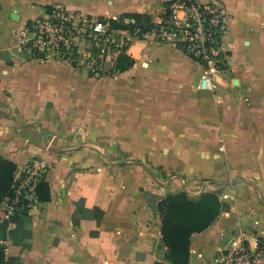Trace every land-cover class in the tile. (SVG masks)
<instances>
[{
    "label": "crops",
    "instance_id": "0c3cea01",
    "mask_svg": "<svg viewBox=\"0 0 264 264\" xmlns=\"http://www.w3.org/2000/svg\"><path fill=\"white\" fill-rule=\"evenodd\" d=\"M170 1L0 0V155L18 170L43 160L51 191L21 228L9 225L29 241L11 245L18 264H173L158 203L179 192H213L225 206L192 235L189 264L264 239V0H221L228 57L213 91L199 86L202 63L152 35L100 77L19 49L28 22L56 4L131 23L158 22Z\"/></svg>",
    "mask_w": 264,
    "mask_h": 264
},
{
    "label": "built area",
    "instance_id": "2783aa9c",
    "mask_svg": "<svg viewBox=\"0 0 264 264\" xmlns=\"http://www.w3.org/2000/svg\"><path fill=\"white\" fill-rule=\"evenodd\" d=\"M166 12V17L143 31L140 27L118 28L109 19L56 4L46 16L28 22L18 37L19 49L40 60L69 62L100 77L116 73L114 67L119 57L127 54L135 39L152 35L157 42L174 44L202 63L205 71L199 86L213 91L214 77L226 65L228 57L224 34L230 15L224 2L175 0ZM46 173V165L39 158H32L18 170L12 195L0 203V229L14 214L31 210L38 198V182ZM11 243L9 236L0 241V264H12ZM218 264H264V239H258L256 247L243 244L227 250Z\"/></svg>",
    "mask_w": 264,
    "mask_h": 264
},
{
    "label": "trees",
    "instance_id": "16d2710c",
    "mask_svg": "<svg viewBox=\"0 0 264 264\" xmlns=\"http://www.w3.org/2000/svg\"><path fill=\"white\" fill-rule=\"evenodd\" d=\"M172 2H168L167 7ZM167 15L166 12L164 16ZM128 16L132 17L134 22L125 23L114 19L109 20L113 26L118 28L134 29L140 27L143 31H147L153 26V21L147 14L136 13ZM131 63L129 55L123 54L119 57L114 71L116 73L121 72ZM17 170L18 165L15 162L0 155V203L7 196L12 195ZM36 192L40 202L50 200L51 191L46 181V174L38 182ZM223 209L225 206L213 192L205 193L199 200L191 199L186 192L169 194L161 199L158 203V211L162 221V239L168 247L167 260L173 264H189L192 235L209 227ZM27 218L29 219V212L16 213L5 220L0 229V241L9 236L12 239L11 245H28L29 241L17 240L15 233L9 229L11 223H15L17 228H21ZM10 262L18 264L20 258L11 254Z\"/></svg>",
    "mask_w": 264,
    "mask_h": 264
},
{
    "label": "rangeland",
    "instance_id": "374dc122",
    "mask_svg": "<svg viewBox=\"0 0 264 264\" xmlns=\"http://www.w3.org/2000/svg\"><path fill=\"white\" fill-rule=\"evenodd\" d=\"M164 175V174H163ZM172 175V174H171ZM167 176L166 175H164V178H166Z\"/></svg>",
    "mask_w": 264,
    "mask_h": 264
}]
</instances>
